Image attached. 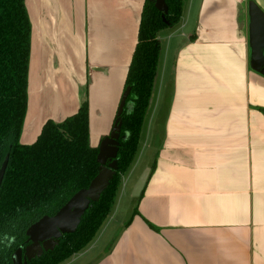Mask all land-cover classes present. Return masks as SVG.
<instances>
[{
  "label": "crops",
  "instance_id": "0c3cea01",
  "mask_svg": "<svg viewBox=\"0 0 264 264\" xmlns=\"http://www.w3.org/2000/svg\"><path fill=\"white\" fill-rule=\"evenodd\" d=\"M144 1L40 0V49L30 51L28 77L33 53L39 67L20 143L86 100L89 144L99 145L124 90ZM250 2L264 12V0H183L179 21L157 33L147 130L135 154L142 140L149 160L130 188L149 170L141 194L133 192L126 218L117 203L64 264H264V77L249 64Z\"/></svg>",
  "mask_w": 264,
  "mask_h": 264
},
{
  "label": "trees",
  "instance_id": "16d2710c",
  "mask_svg": "<svg viewBox=\"0 0 264 264\" xmlns=\"http://www.w3.org/2000/svg\"><path fill=\"white\" fill-rule=\"evenodd\" d=\"M167 13L145 0L137 40L129 62L124 89L130 87L121 114L118 169L108 187L84 212L77 229L64 234L53 250L28 264H61L85 249L107 219L121 175L129 169L157 72L160 43L157 33L176 24L183 0H164ZM31 24L25 0H0V166L8 163L0 186V264H12L11 255L26 244V229L42 216L53 215L76 191L97 174V147L89 144V106L60 122L48 119L31 144L19 141L27 110ZM138 214L132 210L130 219ZM129 219V220H130ZM128 220V222H129Z\"/></svg>",
  "mask_w": 264,
  "mask_h": 264
},
{
  "label": "water",
  "instance_id": "95a60500",
  "mask_svg": "<svg viewBox=\"0 0 264 264\" xmlns=\"http://www.w3.org/2000/svg\"><path fill=\"white\" fill-rule=\"evenodd\" d=\"M155 8L162 12V18L167 13L164 0H154ZM248 42L249 63L251 69L264 75V12L253 2L248 4ZM130 87H126L121 95L113 125L109 133L104 136L97 146L96 161L99 164L97 174L88 186L76 191L53 215L42 216L26 229L28 243L24 248L18 247L11 255L12 264H28L44 252L53 250L64 234L73 233L80 223L84 212L91 206V202L99 200L102 192L108 187L115 175L119 138L121 131V114L125 107L132 106L126 102ZM8 163V155L0 166V186ZM149 170L138 180L134 196H139L147 179Z\"/></svg>",
  "mask_w": 264,
  "mask_h": 264
},
{
  "label": "rangeland",
  "instance_id": "374dc122",
  "mask_svg": "<svg viewBox=\"0 0 264 264\" xmlns=\"http://www.w3.org/2000/svg\"><path fill=\"white\" fill-rule=\"evenodd\" d=\"M39 4H40V0H38V1H36V0H25L26 10H27V14H28L30 24H31L30 51H39V49H40V46L38 45V43L36 41L39 15H41V11H42V8L40 7ZM40 44H41V46L43 45L42 47H46L47 42L44 41V39H43V44H42V40L40 41ZM52 48H54V49H52ZM56 48H57L56 47V41H54V45L50 46L49 50L51 49V51H55ZM30 60H31V58L29 59V62H30ZM38 67H39V64H38V60H37V55L33 53V59H32V62L29 66V72H30L29 77L30 78L28 77V80L30 79V82H28V91L32 90V88L34 86L33 76H35V73H36ZM29 83H30V87H29ZM146 123H144L143 129H142L141 139L143 141H144L145 133L147 130V124ZM142 140H141V144H140V151L141 152H139V154L137 153L135 160L133 161V163L129 167L128 171H125L121 175V179H120V183L118 186V191L116 193L114 203L111 207V210H110V213H109L107 219L105 220V222L103 223L102 226H104L107 223V221L109 220V218L111 217L112 212L115 209L117 203H119L117 213L119 214L120 218H126L129 215L133 204H135L134 203L135 197L133 196L134 189L130 190L132 183H133L132 181H133V178H135V175L137 174V171L141 167V165H143L145 162H148V160H149L148 159L149 154H148L145 146L142 145V143H143ZM100 230H101V228H100ZM100 230L98 231L95 238L98 236ZM72 257L73 256H71L69 259H67L66 261H64L61 264L66 263L67 261L72 259Z\"/></svg>",
  "mask_w": 264,
  "mask_h": 264
},
{
  "label": "flooded vegetation",
  "instance_id": "af4514ba",
  "mask_svg": "<svg viewBox=\"0 0 264 264\" xmlns=\"http://www.w3.org/2000/svg\"><path fill=\"white\" fill-rule=\"evenodd\" d=\"M249 43V42H248ZM250 64V63H249ZM258 73L259 75H261L262 77H264V75L260 74L259 72H256ZM28 243H26L22 248H24Z\"/></svg>",
  "mask_w": 264,
  "mask_h": 264
}]
</instances>
